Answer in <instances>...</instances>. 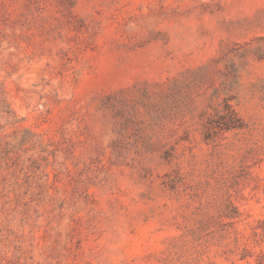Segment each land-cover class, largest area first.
I'll list each match as a JSON object with an SVG mask.
<instances>
[{"label": "rangeland", "instance_id": "rangeland-1", "mask_svg": "<svg viewBox=\"0 0 264 264\" xmlns=\"http://www.w3.org/2000/svg\"><path fill=\"white\" fill-rule=\"evenodd\" d=\"M264 263V0H0V264Z\"/></svg>", "mask_w": 264, "mask_h": 264}, {"label": "trees", "instance_id": "trees-1", "mask_svg": "<svg viewBox=\"0 0 264 264\" xmlns=\"http://www.w3.org/2000/svg\"><path fill=\"white\" fill-rule=\"evenodd\" d=\"M262 264H264V263H262Z\"/></svg>", "mask_w": 264, "mask_h": 264}]
</instances>
